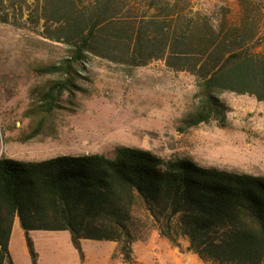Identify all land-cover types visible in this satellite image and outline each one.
<instances>
[{
    "label": "trees",
    "instance_id": "obj_1",
    "mask_svg": "<svg viewBox=\"0 0 264 264\" xmlns=\"http://www.w3.org/2000/svg\"><path fill=\"white\" fill-rule=\"evenodd\" d=\"M240 5L238 23L225 18L217 26L175 5L142 24L120 25V0L83 7L75 0L48 1L42 8L46 22L63 19L53 40L64 42L68 53L48 68L56 80L43 95L45 111L58 109L62 97L78 88L90 57L131 69L163 60L195 78L196 107L186 127L225 125L229 107L222 95L249 94L264 102V52L254 46L264 13L253 0ZM148 8L165 10L155 2ZM16 219L33 264L32 231H69L79 251L83 240L115 242L124 263L137 264L133 246L149 226L176 246L187 241L188 250L207 264H264V176L165 160L139 148L41 161L1 157L0 264H15L10 240Z\"/></svg>",
    "mask_w": 264,
    "mask_h": 264
},
{
    "label": "rangeland",
    "instance_id": "obj_2",
    "mask_svg": "<svg viewBox=\"0 0 264 264\" xmlns=\"http://www.w3.org/2000/svg\"><path fill=\"white\" fill-rule=\"evenodd\" d=\"M48 1L0 0V158L113 156L118 147L127 146L165 160L190 159L203 167L264 176V102L249 94L226 93L221 96L229 107L225 125L212 121L187 128L185 120L196 107L195 78L172 70L163 60L131 69L90 57L78 88L67 92L59 108L47 113L43 95L56 80L48 68L68 53L64 42L53 40L61 33L63 19L46 22L42 8ZM93 1L75 0L80 7ZM120 1V25L142 24L156 13L166 15L164 11L175 5L187 13L206 15L217 26L225 18L238 23L242 16L241 0ZM253 1L261 4L264 13V0ZM152 2L165 10L149 9ZM259 21L254 46L262 53L264 15ZM40 124L39 133L30 138ZM29 238L37 264H80L84 251L95 259L113 246L108 241L86 240L79 251L69 231H32ZM139 238L133 246L137 264H207L188 250L187 241L181 239L176 246L154 227L149 226ZM119 252L123 260L120 245ZM10 253L15 264H33L23 230L22 235L16 232Z\"/></svg>",
    "mask_w": 264,
    "mask_h": 264
},
{
    "label": "crops",
    "instance_id": "obj_3",
    "mask_svg": "<svg viewBox=\"0 0 264 264\" xmlns=\"http://www.w3.org/2000/svg\"><path fill=\"white\" fill-rule=\"evenodd\" d=\"M21 225L20 222L16 221L14 222L13 232L10 240V251L12 252L14 242H15V234L16 232H19L20 235H22V227L20 229ZM24 233V230H23ZM86 240L82 241V245L85 244ZM113 246L110 250L99 253L95 259L90 258L89 255L86 254L84 251V258L80 260V264H125L122 260V257L119 252V245L118 243L111 242ZM117 256V257H116Z\"/></svg>",
    "mask_w": 264,
    "mask_h": 264
}]
</instances>
